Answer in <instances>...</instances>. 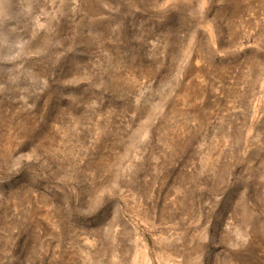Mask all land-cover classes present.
Instances as JSON below:
<instances>
[{"label": "rangeland", "instance_id": "1", "mask_svg": "<svg viewBox=\"0 0 264 264\" xmlns=\"http://www.w3.org/2000/svg\"><path fill=\"white\" fill-rule=\"evenodd\" d=\"M0 264H264V0H0Z\"/></svg>", "mask_w": 264, "mask_h": 264}]
</instances>
